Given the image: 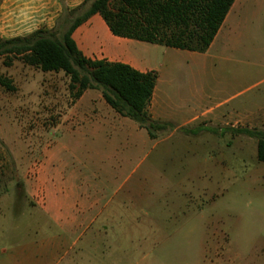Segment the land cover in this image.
<instances>
[{"label": "rangeland", "instance_id": "obj_1", "mask_svg": "<svg viewBox=\"0 0 264 264\" xmlns=\"http://www.w3.org/2000/svg\"><path fill=\"white\" fill-rule=\"evenodd\" d=\"M67 26H60L58 36ZM241 27L247 32L210 55L206 66L219 69L221 79L207 82L206 89L210 95L220 87L226 92L221 100L228 99L222 109L237 105L244 115L245 102L264 90V4L249 5ZM134 43L157 51L162 61L165 48ZM187 54L164 64L184 68L178 76L186 78V68L199 64ZM0 77L14 88L0 86L5 213L13 210L14 198L29 199L36 186L27 184H34L45 163L57 161L75 169L104 206L120 213L109 224L124 233L109 235L101 247L108 264L114 258L118 264H264V163L256 158L255 139L233 137L229 126L208 123L205 129L177 130L169 124L153 132V139L144 130L123 136L109 129L104 138L86 126L92 98L74 99L62 72L42 73L0 57ZM190 87L187 78L181 91ZM94 109L99 112L95 104ZM235 128L262 131L244 122Z\"/></svg>", "mask_w": 264, "mask_h": 264}, {"label": "crops", "instance_id": "obj_2", "mask_svg": "<svg viewBox=\"0 0 264 264\" xmlns=\"http://www.w3.org/2000/svg\"><path fill=\"white\" fill-rule=\"evenodd\" d=\"M84 1L0 0V39L26 38L38 31L57 32L64 20L63 11L75 10ZM259 4H264V0H235L203 54L163 47L165 51L161 52L160 61L157 51L144 49L134 43L137 41L111 35L98 15L81 24L73 32L72 39L86 59L121 63L140 73L157 74L146 109L152 121L173 124L175 130L195 125L205 129L206 123L229 126L233 137H236L235 126L241 122L264 131V90L245 102L244 115L238 114L237 105L224 110L223 105L228 99L222 101L221 96L226 92L218 87L209 95L206 89L207 82L219 83L220 70L208 67L206 63L212 52L226 49L228 41L247 32L243 31L241 24L246 19L249 5ZM183 52L190 53L187 59L200 64L187 67L186 78L178 76L184 68L164 64L168 58L171 62L183 58ZM10 65L14 69L16 63L13 61ZM187 78L191 87L181 91ZM92 91H85L78 99L82 102L86 97L89 101L92 98L91 109L84 116L87 127L104 138L110 137L109 129L123 136L127 135V130H144L133 121L117 115L101 95H94ZM94 104L99 112L94 109ZM42 169L44 172L38 174L36 183L27 184L36 186L33 189L36 192L31 191L29 199L14 198L11 212L5 213L2 207L0 209V264H92V258L108 264L106 250L101 247L109 235L124 233V228L109 224V219L120 217V213L104 206L98 194L90 191L88 180H81L75 169L57 161L45 163ZM2 200L0 205L4 202ZM118 261L114 258L113 264H118Z\"/></svg>", "mask_w": 264, "mask_h": 264}, {"label": "trees", "instance_id": "obj_3", "mask_svg": "<svg viewBox=\"0 0 264 264\" xmlns=\"http://www.w3.org/2000/svg\"><path fill=\"white\" fill-rule=\"evenodd\" d=\"M115 1L118 6L114 7L111 0H85L75 10H64L62 25L68 26L60 36L56 31H38L26 38L0 39V57L16 58L42 73L62 72L69 78L68 88L76 100L87 90H99L109 108L153 139V132L169 126L152 121L146 111L157 74L140 73L121 63L86 59L72 39L73 32L98 15L114 37L203 54L235 0ZM0 86L14 90L5 78L0 77ZM234 133L255 139L256 158L264 163V132L237 129Z\"/></svg>", "mask_w": 264, "mask_h": 264}]
</instances>
